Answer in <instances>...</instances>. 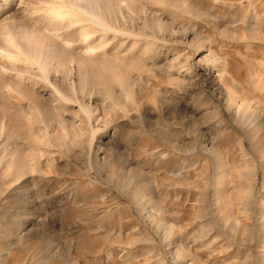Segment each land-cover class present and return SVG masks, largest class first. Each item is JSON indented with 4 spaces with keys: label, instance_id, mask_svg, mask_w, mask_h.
I'll list each match as a JSON object with an SVG mask.
<instances>
[{
    "label": "rangeland",
    "instance_id": "374dc122",
    "mask_svg": "<svg viewBox=\"0 0 264 264\" xmlns=\"http://www.w3.org/2000/svg\"><path fill=\"white\" fill-rule=\"evenodd\" d=\"M106 1L0 0V264H264V0Z\"/></svg>",
    "mask_w": 264,
    "mask_h": 264
},
{
    "label": "bare ground",
    "instance_id": "6f19581e",
    "mask_svg": "<svg viewBox=\"0 0 264 264\" xmlns=\"http://www.w3.org/2000/svg\"><path fill=\"white\" fill-rule=\"evenodd\" d=\"M96 1L97 2H102V4H103V6H102V9H103V11L105 12V13H108V12H111L112 10H114L113 9V6L112 5H110L109 4V2H107L106 0H94V2L95 3H93L94 4V6L93 7H89V6H87V7H84V12H86V13H88V14H90L93 18H95L96 20L98 19V18H100V19H98V20H101V19H103L102 18V14L101 13H98L97 12V10L100 8V6L98 5V4H96ZM95 4H96V7H97V9L95 8ZM101 4V5H102ZM92 5V4H91ZM115 7V6H114ZM96 9V10H95ZM105 18V17H104ZM103 22V21H102ZM8 36H6V38H7ZM23 38V37H22ZM8 39V38H7ZM22 42V41H21ZM26 43V42H25ZM37 43V42H36ZM22 44V43H21ZM29 43L27 42V45H28ZM39 44V43H38ZM27 45H26V47H27ZM30 45H31V43H30ZM34 45V44H33ZM36 47H29V49H27L29 52H31V54H28V53H26L28 56H32V59H36V61H37V58H38V49H37V44L35 45ZM58 50V49H57ZM59 51V50H58ZM54 52V51H53ZM52 52V53H53ZM51 54V53H50ZM58 54V53H57ZM52 55V54H51ZM30 56V57H31ZM34 57V58H33ZM29 58V57H28ZM40 58V57H39ZM81 63V62H80ZM39 64V63H38ZM43 68V67H42Z\"/></svg>",
    "mask_w": 264,
    "mask_h": 264
}]
</instances>
